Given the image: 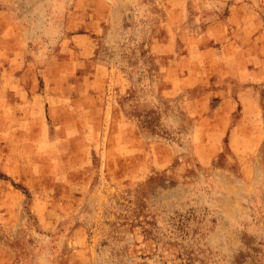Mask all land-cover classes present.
I'll return each instance as SVG.
<instances>
[{
	"label": "rangeland",
	"instance_id": "1",
	"mask_svg": "<svg viewBox=\"0 0 264 264\" xmlns=\"http://www.w3.org/2000/svg\"><path fill=\"white\" fill-rule=\"evenodd\" d=\"M250 257L264 0H0V264Z\"/></svg>",
	"mask_w": 264,
	"mask_h": 264
},
{
	"label": "crops",
	"instance_id": "2",
	"mask_svg": "<svg viewBox=\"0 0 264 264\" xmlns=\"http://www.w3.org/2000/svg\"><path fill=\"white\" fill-rule=\"evenodd\" d=\"M232 11H233V10H231V13H232ZM194 43H195V39H193V38H192L191 40H189V41L186 42V45H185V46L188 47V50H187V52H186V54H185L186 56H187V53H189V54L191 53V51L189 50V47H190V46H194ZM195 44H196L197 46L202 45V44H200V43L198 44V42H196ZM209 44H210V41L207 42V43H205V45H206L207 47H210V46H211L210 48H212L213 45H212V44L209 45ZM76 45L79 46V53H80V54H83V55H81V56L87 55V52H88V44H86V42H85V44H82V43H81V44H76ZM189 54H188V55H189ZM190 55H191V54H190ZM190 55H189V56H190ZM81 58H82V57H81Z\"/></svg>",
	"mask_w": 264,
	"mask_h": 264
},
{
	"label": "trees",
	"instance_id": "3",
	"mask_svg": "<svg viewBox=\"0 0 264 264\" xmlns=\"http://www.w3.org/2000/svg\"><path fill=\"white\" fill-rule=\"evenodd\" d=\"M240 256H243V255L240 254ZM250 259H251V261L254 262V263L262 264V263L257 262L258 260H255V259H253L252 257H250Z\"/></svg>",
	"mask_w": 264,
	"mask_h": 264
}]
</instances>
